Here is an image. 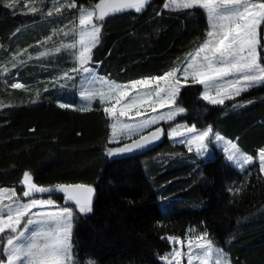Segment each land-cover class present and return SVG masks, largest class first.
I'll use <instances>...</instances> for the list:
<instances>
[{
  "label": "trees",
  "instance_id": "obj_1",
  "mask_svg": "<svg viewBox=\"0 0 264 264\" xmlns=\"http://www.w3.org/2000/svg\"><path fill=\"white\" fill-rule=\"evenodd\" d=\"M167 1L148 0L139 13L100 22L90 64L99 76L121 84L161 77L197 48L208 28L205 12L170 13ZM100 2L0 0V188L21 194L25 172L37 187H93V212L74 225V258L81 264H162L159 258L171 251L167 238L196 231L231 247L235 264H264L259 163L239 171L216 151L204 161L166 136L176 125L210 126L256 157L264 149V85L211 105L190 81L177 103L187 111L154 127L165 134L160 145L141 156L108 157L109 148L122 144L110 142L103 102L94 100L87 111L58 107L76 105V83H65V72L75 74L77 52L67 43L75 44L80 10ZM51 196L63 203L62 195Z\"/></svg>",
  "mask_w": 264,
  "mask_h": 264
},
{
  "label": "snow or ice",
  "instance_id": "obj_2",
  "mask_svg": "<svg viewBox=\"0 0 264 264\" xmlns=\"http://www.w3.org/2000/svg\"><path fill=\"white\" fill-rule=\"evenodd\" d=\"M148 2V0H101L95 7L100 10L99 18L102 20L109 13H120L125 9H135L137 13ZM176 0H170L169 4L164 6L172 7ZM6 7H12L6 4ZM75 7L74 4L70 5ZM185 9L200 8L207 13L208 30L206 37L202 39L197 48L190 53V59L187 66L182 69H176L167 75L160 77L165 84L161 88L157 82V91L155 101L147 99L152 93L145 96H137L132 103L115 107H105L106 114H115L119 111L120 116H129L135 110L136 115L141 114V105L148 106L155 111L157 107H167L172 103H178L181 93L180 78L175 76L176 71L183 72V79H191L204 85L201 99L208 101L213 105H222L226 99H232L239 96L241 92L250 88L264 85V0H183L182 5ZM194 14V13H192ZM92 12L80 10V25L84 26L90 23ZM100 27L92 25L91 29H81V38L79 41L80 49L76 63L70 69L71 72L82 77H93V82L99 81L105 85L109 91L101 92L102 96L115 95L112 89L121 88L116 95L115 104L121 105L129 93L122 90V86L113 85L101 77L95 76V67L90 66L92 61V49L98 42ZM88 37L86 40L85 37ZM74 47V45H72ZM249 48L255 49V56L249 54ZM260 50V51H258ZM69 80L73 77L65 72ZM232 77L231 79H227ZM152 83L151 80H141L133 82L129 87L135 89L140 85L147 87ZM15 88L22 87L21 84L13 85ZM47 90V89H45ZM90 91V90H89ZM215 92V95L210 93ZM160 92H164L163 96ZM83 95V94H82ZM252 101H249L251 103ZM59 108L87 111L88 109H75L71 104L59 103ZM236 107V105H233ZM185 107H179L175 111L167 113L165 116H154L151 120H145L138 123L123 124L121 127L125 130L127 139L141 132L145 127L158 123L161 119H173L179 113H185ZM116 126L114 125V128ZM188 133L184 136L183 144L188 152L196 148V155H202L207 151L206 139L213 132L212 127H207L200 131L192 124L184 126ZM183 135L179 129L168 133L172 135ZM162 130L157 129L150 136L142 137L131 144H125L123 147L109 148L108 157H116L122 154L131 153L134 149H141L151 144L154 140H159ZM117 138L113 136L112 141ZM224 138L216 133L215 140L222 141ZM110 141V142H112ZM210 142V139L208 140ZM228 154L229 160H234L240 154L235 150ZM260 168L264 170V150L259 152ZM244 161H250L251 156H242ZM24 184L27 190L23 191V197H29L27 203L13 200L12 204L0 208V233L5 232V228L10 229L6 236H0V264H81L80 260L75 259L74 253V220L78 214H89L93 212V194L94 189L81 183H61L52 188L37 187L32 182V177L28 172L24 173ZM49 193V197L33 198L32 193ZM59 193L63 196V203L57 204L52 198V193ZM15 196V192H11ZM35 209V211H32ZM29 213H31L29 215ZM5 216L7 218H5ZM27 217V219H25ZM22 225V226H21ZM31 229V238L26 246H21L20 242L26 237ZM171 241L176 242L175 236L170 237ZM6 241V243H5ZM213 241L207 239L205 232L201 236V242L197 247L201 249L200 253L193 252L192 245L189 244L188 264H193L194 256H199L200 264H209V255L215 251L214 264H229L226 253L220 249H213ZM174 264H179L181 253L174 251ZM87 264H95L94 261H88ZM169 264H173L169 260Z\"/></svg>",
  "mask_w": 264,
  "mask_h": 264
},
{
  "label": "rangeland",
  "instance_id": "obj_3",
  "mask_svg": "<svg viewBox=\"0 0 264 264\" xmlns=\"http://www.w3.org/2000/svg\"><path fill=\"white\" fill-rule=\"evenodd\" d=\"M167 2H168L167 4H169L170 0L167 1ZM182 3H183V0H176V3L172 7H174V8L176 6L182 7V6H180V5H182ZM98 4H100V3H98ZM86 12H92L93 13L90 23L87 24V25L81 26L80 22H79V30H78V33L75 36L76 37V41H75V44H73L74 47L72 46L71 43H69V42L67 43L69 48L71 47L72 49H75V51L77 52V56H78V52H79V49H80L79 41H80V38H81V29H82V27L86 28L88 30L91 29V26L93 24L98 26V27H100V22H102L107 17V16H105L101 20L99 18L100 10L98 8H96V7L92 8V9H89V10H86ZM79 15H80V13H79ZM205 17H206V15H205ZM207 30H208V28H207ZM206 33H207V31L204 32L203 39L206 37ZM85 39L87 40L88 37L86 36ZM98 40H99V37H98ZM258 51H260V50H258ZM190 58L191 57H189V59ZM186 66H187V63L184 65V67H186ZM71 76L73 77V79L72 80L67 79L65 83H67V84L69 82H75L76 83L77 102H76V105H74V106L77 109H85V108L88 109V108H90L91 105H92V102L94 100H96V99H98L101 102H103V104L106 107L111 106V107H115V108L119 109L123 105L132 103L134 98L137 97L138 95L139 96H145L148 93H152V95L148 96L147 99L155 101L157 99V97L155 95V92L157 91V82H159V85H160L161 88L165 87L164 82L162 80H160V79H152L151 80L152 83L150 85H148L147 87H145L143 85H140V86H138L135 89L129 87L131 84L130 85H123L122 86V90L127 91L129 93V95L124 100H122L121 105H116L115 104L116 95L119 94V91L121 90V88H115L114 87L112 89V91L115 93V95L102 96L101 92L107 93L109 91V89L105 85L101 84L99 81L93 82V77H91V76L82 77L81 75H77L76 73L74 75H71ZM95 76L97 78L101 77V78H103L104 80L107 81V79L105 77L99 76L96 71H95ZM175 76L180 78L181 90L185 86L189 85L190 81H192L195 84H198V83L194 82L191 79V75L189 76L188 80L185 81L183 79V72L182 71H176L175 72ZM231 78L232 77H228L227 79H231ZM109 82H111V81H109ZM198 85H200L201 88H202V93H201V97H202L204 85H202V84H198ZM250 89H252V88H250ZM250 89H248V90H250ZM248 90L241 92V94L239 96H241L242 94L246 93ZM132 91H134V92H132ZM164 94H165L164 92H160L161 96H163ZM210 94L211 95H215V92L213 91ZM239 96H236V97H234L232 99H226L224 101V103L227 102V101L233 100V99H235V98H237ZM203 101L208 103V104H210L208 101H205V100H203ZM211 105H213V104H211ZM178 108H179V106H178L177 103H172L171 105H169L167 107H157V109L155 111H153L148 106V104H142L141 105V114L140 115H136L135 114V110H133L130 113L129 116H120L119 115V111H117L115 114H109L110 118L112 120V138H113V136H115L117 138L115 141H112V139H111L112 143L116 145V144H123V143H126L128 141H131V140L141 136L142 134L146 133L150 129H152L154 127H157L159 124H161L163 122H172L177 117L181 116L183 113H179L173 119H161V120H159L158 123H154V124L149 125L148 127H145L141 132H139L138 134L134 135L131 140L127 139L126 132L121 127V125L130 124V123H138V122H142V121H145V120H151L152 117H154V116H165L167 113H169L171 111H175ZM114 125L116 126L115 128H114ZM185 125L186 124L176 125V126H174L173 128H171L168 131V133H170V132H173L174 130L179 129V132L183 133V135H179V134L172 135V136L167 135V139H169V141L172 144H174V145L175 144L176 145L177 144L183 145L187 149V147L183 144L184 136L188 135V133L186 131V128L184 127ZM187 126H189V125H187ZM200 131H203V130H200ZM216 133H219L224 139L222 141H216L215 140ZM209 139H210V142H208ZM205 143H208L207 144V151L205 153H203L202 155H197L201 160H204V161L210 160L211 158H213V152L216 151L218 153L223 154L225 159L227 160V162L233 168H235L236 170H239V171H243V170L249 168L256 161L260 165L259 153H258V155L256 157L251 156L252 159L250 161H244L241 157L242 156H250V155H248L241 148L240 145H238V144H236L234 142H231V140L229 138L225 137L222 134V132H219V131L218 132H211L209 134V138L206 139ZM233 145L235 146V150L240 154V156H238L234 160H229L228 159V154L234 150L233 149ZM191 152H194L196 154L195 145L193 146ZM263 172H264V170H263ZM25 190H27L26 185L24 186L21 194H18V192L15 189L0 188V208H5V211H6V205L12 204L13 200H19L20 202L27 203L30 198L29 197H23V191H25ZM11 192H15V196H12ZM32 197L33 198H45V199H47L49 196L45 195L44 193H35V192H33L32 193ZM55 202L57 204H60V202H57V201H55ZM32 211H35V209H33ZM30 214L31 213H29V215ZM84 215H88V214H80V215L78 214L77 218L83 217ZM5 218H7V217L5 216ZM25 219H27V217H25ZM76 219L74 220V224L76 222ZM9 231H10V229L5 228V232L4 233H0V236H6ZM34 231H35V229H31L30 232L28 234H26V237L20 242L21 246H26V244L29 242V240L31 238V233L34 232ZM203 234H204L203 232L196 231L194 234L189 235L185 239L177 238L176 242H173V241H171L170 238H167L169 244L171 245V251L168 254H166L164 256H161L159 258V261L162 264H169V260H171L173 262V264H174L176 258L174 256H172L171 254L174 251H178V252L181 253V256H180V259H179V264H188V255H187V253L189 252V244L192 245V249L191 250L193 252L200 253L201 249L197 247V244L199 242H201V236ZM207 239H209L208 236H207ZM5 243H6V241H5ZM212 247H213L214 250L215 249H220L223 253H226L227 257H228V260H229V264H235L234 257H233V252L231 250V247H229L228 245H227V247L226 246H219V245H217L215 243L212 244ZM215 256H216L215 251H213L209 255V264H214ZM193 264H200L199 256H194Z\"/></svg>",
  "mask_w": 264,
  "mask_h": 264
},
{
  "label": "water",
  "instance_id": "obj_4",
  "mask_svg": "<svg viewBox=\"0 0 264 264\" xmlns=\"http://www.w3.org/2000/svg\"><path fill=\"white\" fill-rule=\"evenodd\" d=\"M126 10H131V9H125L124 11ZM123 11V12H124ZM122 13V12H120ZM115 14H119V13H109V15H115ZM157 129H153L151 131H148L147 133L143 134L142 136L134 139V140H131L125 144H131L133 143V141L135 140H140L142 137H147V136H150L152 132L156 131ZM163 140V132H162V135H161V138L159 140H154L152 141L151 144L147 145L146 147L144 148H141V149H134L133 152L131 153H126V154H122L123 156L125 157H136V156H141V155H144L146 154L147 152L149 151H152L153 149H155L158 145H160V143L162 142ZM125 144H123L121 147H123ZM94 189V188H93ZM52 194H56V195H62V194H59V193H52ZM95 200H96V190L94 189V194H93V206H94V203H95Z\"/></svg>",
  "mask_w": 264,
  "mask_h": 264
},
{
  "label": "crops",
  "instance_id": "obj_5",
  "mask_svg": "<svg viewBox=\"0 0 264 264\" xmlns=\"http://www.w3.org/2000/svg\"><path fill=\"white\" fill-rule=\"evenodd\" d=\"M169 1V0H168ZM168 2H166V4H167ZM164 8L166 9V7L164 6ZM167 9H169V10H171L170 11V13H175V12H173V11H175V10H185V8H183V7H179V6H176L175 8L174 7H167ZM194 9H200V8H194ZM203 10V9H202ZM204 11V10H203ZM205 12V11H204ZM205 15H206V17H207V13L205 12ZM193 52V51H192ZM191 52V53H192ZM189 57H190V55L188 54L187 56H186V58H184V60L182 61V62H179V63H176L175 64V68L173 69V70H171L170 72H173L175 69H181V68H183L184 67V65L187 63V61L189 60ZM169 73V72H168ZM165 75H167V73L165 74ZM165 75H163V76H165ZM163 76H161V77H163ZM152 79H160V77H155V78H144V79H140V80H136V81H141V80H152ZM107 81H111L110 83H112L113 85H120V86H123V85H130V84H132L133 82H135V81H132V82H128V83H126V84H121V83H117V82H114V81H112V80H109V79H107ZM132 92H134V91H132Z\"/></svg>",
  "mask_w": 264,
  "mask_h": 264
},
{
  "label": "clouds",
  "instance_id": "obj_6",
  "mask_svg": "<svg viewBox=\"0 0 264 264\" xmlns=\"http://www.w3.org/2000/svg\"><path fill=\"white\" fill-rule=\"evenodd\" d=\"M249 54L252 55V56H255V49L254 48H249ZM257 75H264V74H261V73H257Z\"/></svg>",
  "mask_w": 264,
  "mask_h": 264
}]
</instances>
